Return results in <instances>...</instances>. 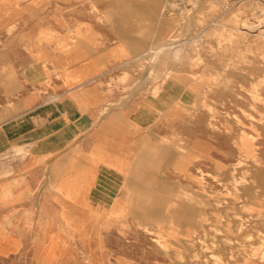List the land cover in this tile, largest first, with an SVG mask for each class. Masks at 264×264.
<instances>
[{
    "label": "rangeland",
    "instance_id": "1",
    "mask_svg": "<svg viewBox=\"0 0 264 264\" xmlns=\"http://www.w3.org/2000/svg\"><path fill=\"white\" fill-rule=\"evenodd\" d=\"M121 1L0 0V130L12 138L0 152L4 180L37 143L44 102L98 86L111 101L104 115L134 113V147L109 173V202L57 218L65 250L40 264H264V0H136L142 13ZM160 45L172 48L151 51ZM27 207L11 212L26 219Z\"/></svg>",
    "mask_w": 264,
    "mask_h": 264
},
{
    "label": "crops",
    "instance_id": "2",
    "mask_svg": "<svg viewBox=\"0 0 264 264\" xmlns=\"http://www.w3.org/2000/svg\"><path fill=\"white\" fill-rule=\"evenodd\" d=\"M110 102L106 91L98 86L61 94L52 104L44 102L45 109H49L48 120L33 137L37 143L32 145L24 164L11 162L10 176L4 180L0 163V264H27L28 255L31 264H40L46 254L63 252L57 218H66L71 210L77 214L83 204L95 206L109 202L113 191L108 183L109 173L119 171L113 163L116 158L124 161L136 139L128 127L134 113L112 110L104 115V106ZM75 134L82 136L80 145L74 151L55 154ZM5 136L0 130V152L4 139L12 140ZM52 158L53 165H48ZM82 182L84 195L65 196L61 191L65 183L77 186ZM50 187L57 190L58 197L29 196L35 190ZM19 204L28 206L26 219L18 211L11 212V206ZM49 204L60 207L51 214L45 207ZM36 206L43 209L40 219L35 218Z\"/></svg>",
    "mask_w": 264,
    "mask_h": 264
},
{
    "label": "bare ground",
    "instance_id": "3",
    "mask_svg": "<svg viewBox=\"0 0 264 264\" xmlns=\"http://www.w3.org/2000/svg\"><path fill=\"white\" fill-rule=\"evenodd\" d=\"M178 1V0H177ZM182 1V0H181ZM184 2V1H183ZM183 2H181L182 4H183ZM196 2V1H195ZM197 3H199V2H197ZM202 3V2H201ZM256 3V2H255ZM196 4V3H195ZM170 5H172V4H170ZM200 5V4H199ZM204 5V4H203ZM120 6L122 7V8H127V9H132L133 11H136V12H138V13H142L143 11H145V5H143L142 3H140L139 1H136V0H129V1H121V3H120ZM165 6V5H164ZM175 6L177 7V5L175 4L172 8H175ZM223 6V5H222ZM180 7V6H179ZM179 7H178V10H179ZM183 7V6H182ZM195 7V6H194ZM203 7V6H202ZM201 7V8H202ZM224 7V6H223ZM74 8V7H73ZM166 8V7H165ZM185 8H186V6H185ZM196 8V7H195ZM251 8V7H250ZM225 9V8H224ZM181 10H184V8L183 9H181ZM192 10V9H191ZM193 10H194V8H193ZM199 10V9H198ZM197 10V11H198ZM263 10V9H262ZM186 11V10H185ZM152 12H155V4H153L152 5ZM167 12H168V10H167ZM187 12H188V9H187ZM191 11H190V9H189V13H190ZM177 13V12H176ZM257 13V12H256ZM60 14V13H59ZM162 14V13H161ZM182 15V14H181ZM104 17V16H103ZM186 17V16H185ZM187 17H188V15H187ZM254 17V16H253ZM256 17V16H255ZM256 19V18H255ZM182 20H183V18H182ZM189 20V19H188ZM188 20H185V21H188ZM194 20V19H193ZM184 21V22H185ZM255 21V20H254ZM183 22V24H186V23H184ZM195 22V21H194ZM182 23V22H181ZM261 23V22H260ZM179 24H180V22H179ZM177 25V24H176ZM190 25V24H189ZM248 25V24H247ZM246 25V26H247ZM259 25V24H258ZM262 25V24H261ZM260 25V26H261ZM185 26V25H184ZM188 26V25H187ZM187 26H185V27H187ZM251 26H253V25H251ZM189 27V26H188ZM235 27V26H234ZM255 27V26H254ZM253 27V28H254ZM69 28V27H68ZM72 28V27H71ZM183 28V27H182ZM249 28V27H248ZM256 28V27H255ZM254 28V29H255ZM258 28V27H257ZM261 28V27H260ZM176 29H177V26H176ZM190 29V28H189ZM194 29V28H193ZM249 29H252V28H249ZM181 30V29H180ZM255 30H257V29H255ZM181 31H184V33H185V30L184 29H182ZM188 31V30H187ZM260 31V30H259ZM174 32V31H173ZM115 34V33H114ZM255 34V33H254ZM182 35V34H181ZM184 35V34H183ZM179 38L178 39H180V36H178ZM176 39V38H175ZM119 40V39H118ZM168 40H170V39H168ZM220 40V39H219ZM162 41V40H161ZM177 41V40H176ZM185 41V40H184ZM169 42H171V41H169ZM175 42V41H174ZM219 42V41H218ZM231 42V41H230ZM179 44V43H178ZM152 45V44H151ZM157 46H158V44H157ZM172 47L170 46V45H167V46H161L160 45V47L159 48H155V49H151V51H155V53L157 52V54H158V51L159 50H161V49H171ZM198 50V49H197ZM162 51V50H161ZM159 53H160V51H159ZM174 54H175V56H176V58L178 59V55H180L181 56V50H179V49H175L174 50ZM158 56V55H157ZM174 56V57H175ZM166 57V56H165ZM137 58V57H136ZM157 58V57H156ZM164 59V58H163ZM179 60V59H178ZM153 61V60H152ZM153 67H155V66H153ZM164 71V70H163ZM165 72V71H164ZM149 81V80H148ZM159 82V81H158ZM223 84H224V82H223ZM240 84V83H239ZM148 86H149V84H148ZM129 96V95H128ZM127 96V97H128ZM125 97V96H124ZM130 98V97H129ZM123 100V99H122ZM125 100V99H124ZM126 100L128 101V99L126 98ZM116 101V100H115ZM121 100H119L118 102H120ZM121 103V102H120ZM195 108V107H194ZM111 109V108H110ZM107 113V112H106ZM103 116V115H102ZM157 124V123H156ZM153 126V125H152ZM8 132V131H7ZM149 132H151V131H149ZM3 133H5V132H3ZM154 133V132H153ZM152 133V134H153ZM8 134V133H7ZM156 134V133H155ZM9 136V135H8ZM163 137H165V136H163ZM8 141V140H7ZM34 142V141H33ZM172 142V141H171ZM41 143V142H40ZM166 144H168L167 142H165ZM4 144V143H3ZM28 144V143H27ZM32 144V143H31ZM30 144V145H31ZM34 144V143H33ZM32 144V145H33ZM181 144V143H180ZM6 145H9V144H5V146ZM41 145H43L42 143H41ZM170 145V144H169ZM171 145H174V144H171ZM170 145V146H171ZM177 145V144H176ZM179 145V144H178ZM182 145V144H181ZM22 146V145H21ZM165 146V145H164ZM169 146V147H170ZM7 147V146H6ZM23 147V146H22ZM28 147V146H27ZM36 147V146H35ZM168 147V146H167ZM187 147V146H186ZM16 147H14V149H15ZM25 148H26V146H25ZM31 148V147H30ZM177 148V147H176ZM27 149V148H26ZM28 149H29V147H28ZM36 149H37V147H36ZM41 149V148H40ZM18 150H21L20 148L18 149ZM17 150V151H18ZM184 150V149H183ZM177 152H178V150H176ZM187 151H189L188 149H187ZM9 152H11V151H9ZM184 153H185V151H184ZM5 154H7V153H5ZM184 156H185V154H183ZM27 156V155H26ZM96 156V155H95ZM171 157V156H170ZM177 157V156H176ZM22 158V157H21ZM180 158V157H179ZM98 159H101L99 156H98ZM172 160V159H171ZM177 160V159H176ZM181 160H182V157H181ZM168 161H170V160H168ZM123 163H124V161H123V159H120V158H116V162H114L113 163V166L114 167H116V168H120V167H122V165H123ZM243 167V166H242ZM241 169V168H240ZM239 170V169H238ZM240 171V170H239ZM243 171V170H242ZM252 171V170H251ZM241 172V171H240ZM236 173V172H235ZM227 174V173H226ZM225 174V175H226ZM22 175V174H21ZM236 175V174H235ZM240 175H241V173H240ZM238 176H239V173H238ZM216 177V176H215ZM244 178H246V177H242V180H244V181H247V183H249L248 181L249 180H246V179H244ZM248 178V177H247ZM215 179V178H214ZM253 180V179H252ZM251 183V182H250ZM83 185H84V182H82V184H80V186H79V188H78V192L76 193V195L75 196H79V195H84V192H82L81 190H82V188H83ZM245 186H247L248 187V185H244V187ZM258 186V185H257ZM235 188H239V187H236V186H234ZM246 189V188H245ZM248 189V188H247ZM241 190H243V189H241ZM240 190V191H241ZM244 191V190H243ZM242 191V192H243ZM246 191V190H245ZM261 192V191H260ZM242 196V195H241ZM257 196H258V194H257ZM264 198V197H263ZM243 199V198H242ZM244 200V199H243ZM228 202V201H227ZM237 202H235V204H236ZM227 204V203H226ZM225 204V205H226ZM222 205V204H221ZM224 206V205H223ZM222 207V206H221ZM236 207H237V204H236ZM221 210V209H220ZM239 210V209H238ZM222 212V211H221ZM237 212V211H236ZM229 214V213H228ZM223 215V214H222ZM239 215H241V214H239ZM231 216V215H230ZM229 216V217H230ZM250 216V215H249ZM244 217V216H243ZM246 217V216H245ZM237 218V217H236ZM238 218H239V216H238ZM243 219V218H242ZM256 219V218H255ZM223 220V219H222ZM244 220V219H243ZM252 220V219H251ZM250 220V221H251ZM234 221V220H233ZM242 221V220H241ZM246 222V221H245ZM245 222H242V223H245ZM233 223V222H232ZM249 223H251V222H249ZM222 224V223H221ZM224 224V223H223ZM245 224H247V223H245ZM215 225V224H214ZM233 225V224H232ZM231 225V226H232ZM242 226V225H241ZM252 226V225H251ZM216 227V226H215ZM249 227V229H250V226H248ZM259 227H260V224H259ZM221 228V227H220ZM219 228V229H220ZM243 228H245V226L243 227ZM242 228H239V232H241L240 230H241ZM222 230H224V229H222ZM221 231V230H220ZM260 233V232H259ZM223 234H225V232L223 233ZM240 234V233H239ZM200 235V234H199ZM222 235V234H221ZM252 235V234H251ZM201 236V235H200ZM224 236V235H223ZM255 236V235H254ZM257 236V235H256ZM197 237H198V234H197ZM217 237H218V235H217ZM226 237V236H225ZM259 238V237H258ZM230 239V238H229ZM228 239V240H229ZM232 239V238H231ZM237 239V238H236ZM254 239V238H253ZM183 240V239H182ZM233 240V239H232ZM233 241H235V240H233ZM264 241V240H263ZM202 242H203V240H202ZM199 243H201V241L199 242ZM242 243V242H241ZM203 244V243H202ZM205 244V243H204ZM210 244V243H209ZM243 244V243H242ZM199 244L197 243V246H198ZM206 246V245H205ZM209 246V245H208ZM216 247V246H215ZM227 248V247H226ZM205 249H206V247H205ZM210 250H211V248H210ZM192 251V250H191ZM200 251V250H199ZM220 251V250H219ZM101 252V251H100ZM209 252V251H208ZM222 252V251H221ZM236 252V251H235ZM237 253V252H236ZM215 254V253H214ZM219 254V253H218ZM222 254V253H221ZM226 254V253H225ZM207 255H209V254H207ZM212 255V254H211ZM215 256V255H214ZM223 256V255H222ZM234 257V256H233ZM79 258V257H78ZM77 258V259H78ZM80 258H81V256H80ZM200 258V257H199ZM215 258V257H214ZM230 258V257H229ZM226 259V258H225ZM80 260V259H79ZM194 260V259H193ZM211 260H213V259H211ZM74 262V261H73ZM80 262V261H79ZM208 262V261H207ZM212 262V261H211ZM82 263V262H81ZM86 263V262H85ZM213 263V262H212ZM216 264V263H215Z\"/></svg>",
    "mask_w": 264,
    "mask_h": 264
}]
</instances>
